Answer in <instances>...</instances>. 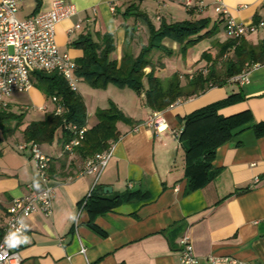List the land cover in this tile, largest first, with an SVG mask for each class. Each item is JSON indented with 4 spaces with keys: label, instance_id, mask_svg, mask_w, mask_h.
Here are the masks:
<instances>
[{
    "label": "crops",
    "instance_id": "obj_1",
    "mask_svg": "<svg viewBox=\"0 0 264 264\" xmlns=\"http://www.w3.org/2000/svg\"><path fill=\"white\" fill-rule=\"evenodd\" d=\"M55 1L75 8V13L55 30L58 49L74 62L83 53L71 45L73 41L81 35L104 33L113 35L116 50L112 57L121 60L124 26L133 23L122 14L133 2L155 27L161 21L174 24L209 20V30L213 32L193 46L207 42L201 54L193 55V48H189L182 56L179 45L170 40L163 42L171 50L170 56L151 53L155 76L167 78L178 73L183 84L184 75L191 78L196 71L207 72L212 62L207 61L208 57L201 59L204 52L213 61L219 47L229 40L225 21L216 12L218 2L239 24L264 21V0H194L203 9L193 4L191 10L185 8L186 0H16L17 19L49 11ZM135 30L131 48L134 57L148 41L143 23L138 22ZM243 40L257 45L264 41V31ZM144 72L149 73L150 68ZM247 80L244 85L228 83L198 97L178 100L160 112L167 129L158 134L146 125L154 112L145 106L144 94L118 89L110 102L134 123L116 124L119 137L109 149L99 175L86 173L78 154H63L57 141L41 145L43 153L52 159L49 175L54 187L53 208L49 215L36 213L23 219L26 230L18 234L16 247L21 264H178L184 237L192 244L195 264H207L210 256L264 264V137L257 138L251 129L264 122V65L251 68ZM34 82L33 77V86L27 92L13 93L4 109L23 119L13 136L3 138L0 132V236L11 201L27 195L29 187L40 188L34 161L28 151L19 149L24 143L22 130L31 122L43 121L47 113L55 111V104L46 100ZM79 82L77 93L82 99L92 94L97 100V108L88 106V130L97 124L94 111L107 109L110 102L92 93L83 80ZM237 93L244 99L220 109L218 114L230 117L248 112L252 121L235 131L241 132L231 142L216 150L212 166L218 175L202 188L186 193L184 152L171 132L180 131V119L191 112ZM91 190L106 200L129 193L147 197L119 203L97 215L93 225L101 232L99 235L88 226L91 218L82 207Z\"/></svg>",
    "mask_w": 264,
    "mask_h": 264
},
{
    "label": "trees",
    "instance_id": "obj_2",
    "mask_svg": "<svg viewBox=\"0 0 264 264\" xmlns=\"http://www.w3.org/2000/svg\"><path fill=\"white\" fill-rule=\"evenodd\" d=\"M122 16L125 19L131 18L133 23L124 26L125 40L121 60L118 62L112 57L116 50L112 34H96L94 37L90 34L81 35L71 43L83 53V56L75 62V76L92 89L104 90L107 86L113 85L120 89L128 88L137 95L144 94V104L153 112L164 111L178 100L198 97L211 88L233 83L231 79L249 67L264 65V41L252 45L243 39H229L219 47L215 60L211 61L206 52L202 54L201 59L208 57L207 61L212 62L207 72L196 71L191 78L184 75V84L181 81L182 76L178 73L167 78H159L154 74L151 53L156 51L164 56H170L171 50L163 45L164 40H170L179 45L180 53L184 56L189 48L213 32V29L209 30L210 21L202 19L174 24L161 21L159 26L155 27L149 18L139 11L138 5L134 2L126 7ZM138 22L146 26L148 41L134 57L131 48ZM229 53L231 54L228 55ZM219 63L220 69L217 67ZM146 68H150L147 74L144 72ZM34 80V86L46 100L54 102L55 108L59 106L62 111L60 114H56L55 111L47 113L43 121L27 124L22 130L24 143L51 145L57 132L60 131L58 142L63 147L73 138L70 128L81 129L86 126L87 114L84 101L77 92L71 91L66 81L56 73H35ZM243 99L240 93L231 94L180 119L181 129L177 141L184 152L186 193L202 188L218 175V171L212 166L216 150L231 142L241 132L235 133V131L252 121L248 112L230 117L218 114L220 109L241 102ZM95 115L97 124L86 131L80 147L75 150L83 161L105 153L110 145L118 140L117 123L125 125L134 123L111 102L107 109H99ZM22 119V115L16 116L8 111H0L2 137L13 136L21 127ZM251 129L257 138L264 137V122L253 125ZM239 145L240 143L237 142V146ZM146 197V194L137 196L136 193H129L106 200L92 192L84 205L91 218L88 226L95 233L102 235L93 225L97 215L119 203ZM105 202L109 204L105 205Z\"/></svg>",
    "mask_w": 264,
    "mask_h": 264
},
{
    "label": "built area",
    "instance_id": "obj_3",
    "mask_svg": "<svg viewBox=\"0 0 264 264\" xmlns=\"http://www.w3.org/2000/svg\"><path fill=\"white\" fill-rule=\"evenodd\" d=\"M164 1V0H159ZM203 6L194 0H186L184 6L187 10ZM114 8L111 11L114 12ZM216 12L225 21V34L229 39L239 40L259 31H264V21L248 25L239 24L229 17L227 8L217 3ZM75 8L63 1H55L49 11L36 13L25 20L17 19L16 0H0V108L6 109L7 99L13 93L27 92L32 86V76L35 73H56L62 77L71 91L77 92L75 76L76 64L71 57L61 52L55 41L56 26L64 19L71 17ZM159 21V18H156ZM226 58V56H224ZM249 67L241 74L233 77L231 82L239 85L247 83ZM61 107L55 108V113H61ZM146 125L155 132L162 133L167 128L160 112L151 114ZM73 138L62 147V153L72 155L80 147L86 126L81 129L70 128ZM174 139H178L180 131L171 132ZM112 145H110L111 148ZM109 148V149H110ZM20 150L28 151L30 158L35 163L39 190L29 187L27 195L15 198L6 209L7 220L0 236V264H21L22 258L17 251V236L26 230L23 219L36 213L51 214L54 199V187L50 185L49 169L52 162L37 144L23 143ZM109 149L101 155L89 160L85 164L86 173L99 175L105 167ZM92 190L82 203L84 207L90 198ZM182 250L178 264H195L192 244L188 237L181 240ZM85 253V249H81ZM207 264H252L241 262L231 257H214L207 259Z\"/></svg>",
    "mask_w": 264,
    "mask_h": 264
},
{
    "label": "rangeland",
    "instance_id": "obj_4",
    "mask_svg": "<svg viewBox=\"0 0 264 264\" xmlns=\"http://www.w3.org/2000/svg\"><path fill=\"white\" fill-rule=\"evenodd\" d=\"M206 43L207 42H204V43H202V44H200V45H198V46H196L195 48H193V47H191V48H193L191 51L193 52L192 54L193 55H197V54H201V52H202V50L204 49V47H205V45H206ZM195 46V45H194ZM133 50V49H132ZM189 53H191V52H189ZM220 63L218 64V69H220ZM34 77V75L32 76V78ZM80 82L78 83V81H77V84H76V86H77V90H79L80 91ZM91 88V87H90ZM92 89V88H91ZM118 89H120V88H117L116 86H113V85H110V87L109 88H106V89H104V90H91V91H93L92 93H99L100 95H102V97H103V101L104 102H110L113 98H114V94L118 91ZM82 96V95H81ZM101 97V98H102ZM83 99H84V102H85V104H86V114H87V119H88V113H89V107L88 106H90L91 108H97V100H96V97H94L92 94H90V95H85L84 97H83ZM140 106V105H139ZM0 111H7V110H4V109H1L0 108ZM96 110L94 111V118H95V120L97 121V117H96ZM122 125H125V124H123L122 123ZM87 126H88V124H87ZM126 126V125H125ZM91 128V127H90ZM17 132V131H16ZM15 132V133H16ZM60 131L59 132H57V135H56V137H55V141H57L56 142V146L58 147L60 144H59V142H58V139L60 138ZM81 159V158H80ZM91 159H93V158H90V159H87V160H84V166H83V169L85 168V164L89 161V160H91ZM82 160V159H81ZM83 161V160H82ZM50 170V169H49ZM66 173V172H65ZM50 176V175H49Z\"/></svg>",
    "mask_w": 264,
    "mask_h": 264
}]
</instances>
